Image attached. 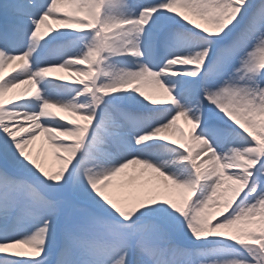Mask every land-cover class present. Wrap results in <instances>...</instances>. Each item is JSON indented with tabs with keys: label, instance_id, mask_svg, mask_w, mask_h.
<instances>
[{
	"label": "snow or ice",
	"instance_id": "obj_1",
	"mask_svg": "<svg viewBox=\"0 0 264 264\" xmlns=\"http://www.w3.org/2000/svg\"><path fill=\"white\" fill-rule=\"evenodd\" d=\"M0 264H264V0H0Z\"/></svg>",
	"mask_w": 264,
	"mask_h": 264
},
{
	"label": "bare ground",
	"instance_id": "obj_2",
	"mask_svg": "<svg viewBox=\"0 0 264 264\" xmlns=\"http://www.w3.org/2000/svg\"><path fill=\"white\" fill-rule=\"evenodd\" d=\"M55 27V25H53ZM55 75H63L67 76V73L57 72ZM144 91L146 94H152L151 86H145ZM67 115V114H64ZM181 127L187 131L188 125L184 124L181 120L178 122ZM31 151L33 155L39 154L41 161L44 163L45 167L50 169H55L57 166V161L53 158L51 149L48 148L47 144L43 142V139H38L34 144L31 146ZM129 175L133 174L132 169L126 170ZM147 173H145L144 178L147 179ZM139 181L137 180H129L127 176H122L118 178H114L112 185L107 189V193L116 200H121L125 197H132L140 194V190L137 189ZM150 186V185H149ZM172 197L175 199H179L180 192L179 190H174L171 193Z\"/></svg>",
	"mask_w": 264,
	"mask_h": 264
}]
</instances>
